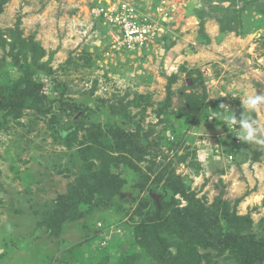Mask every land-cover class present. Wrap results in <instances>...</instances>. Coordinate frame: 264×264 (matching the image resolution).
Segmentation results:
<instances>
[{
	"label": "rangeland",
	"instance_id": "rangeland-1",
	"mask_svg": "<svg viewBox=\"0 0 264 264\" xmlns=\"http://www.w3.org/2000/svg\"><path fill=\"white\" fill-rule=\"evenodd\" d=\"M125 1L165 29L140 53L114 48L106 0H0V264H240L264 243V146L208 119L264 94V0ZM181 181L239 248L139 232L141 201L188 205Z\"/></svg>",
	"mask_w": 264,
	"mask_h": 264
},
{
	"label": "trees",
	"instance_id": "trees-1",
	"mask_svg": "<svg viewBox=\"0 0 264 264\" xmlns=\"http://www.w3.org/2000/svg\"><path fill=\"white\" fill-rule=\"evenodd\" d=\"M27 96L30 97L32 92L26 88ZM121 131V130H119ZM124 133V132H123ZM124 137H127L126 134H121ZM130 141H126L124 146L129 144ZM239 144V143H238ZM239 146V145H237ZM245 146L246 145H242ZM141 148V147H140ZM139 149V148H138ZM134 153V152H133ZM106 165V164H105ZM182 182V181H181ZM88 189V187H87ZM174 196L180 194L181 197H183L187 201V206L185 208H175L173 211L167 215V212L161 213L163 210H165L166 206L171 209L173 208V202L166 204L162 207V210L160 208H157L156 202H153V205L156 207L155 213L150 214L151 212L147 213V215H144L143 210L150 206L151 200L149 198L145 199L146 201H141V205L137 207L136 214L139 216H145V220L139 225V232H146L147 230L152 232L159 230H168L171 231L173 234H178L179 236H182L185 241V246L189 253H193L197 251L198 247L201 248H219V249H237L240 247V242L243 240L242 236L235 235V234H226V235H216L215 229H214V223L212 222V216L209 215L210 209L207 207L206 203L202 201V199H197L196 195L194 193H189L185 185L180 183L177 185V189H174ZM73 193H71V201H79L80 198H78L76 195H74V189L72 190ZM73 196H75L78 199H74ZM84 199V197H81ZM162 202V201H161ZM163 203V202H162ZM153 213V211H152ZM153 223V224H150ZM141 228V229H140ZM166 231V232H168ZM252 238L250 244H243L241 245V248L244 249L242 253V259L240 260V264H254V262L257 260L256 256L261 255L258 254V250H264V243L262 242H255ZM137 243V241H136ZM166 244V243H165ZM167 248L163 249L166 250ZM169 249V247H168ZM130 251L128 249H124L121 251L119 259L121 261L124 259V257H127L129 255ZM161 256L164 258V254L160 251ZM111 259L110 254H105L102 260H105L106 262ZM162 260V258L160 257ZM166 263H170L172 260L167 261L164 259ZM181 264L182 259H178L175 264Z\"/></svg>",
	"mask_w": 264,
	"mask_h": 264
},
{
	"label": "built area",
	"instance_id": "built-area-1",
	"mask_svg": "<svg viewBox=\"0 0 264 264\" xmlns=\"http://www.w3.org/2000/svg\"><path fill=\"white\" fill-rule=\"evenodd\" d=\"M106 3L108 8L102 10V13L106 15V26L112 28L114 48L118 51L140 53L164 34L165 29L159 21L149 15H142L128 1L106 0ZM233 159L230 156V160Z\"/></svg>",
	"mask_w": 264,
	"mask_h": 264
},
{
	"label": "clouds",
	"instance_id": "clouds-1",
	"mask_svg": "<svg viewBox=\"0 0 264 264\" xmlns=\"http://www.w3.org/2000/svg\"><path fill=\"white\" fill-rule=\"evenodd\" d=\"M241 104L243 112L240 119H237L234 110L223 103L220 105V110L214 111L208 119L222 121L229 131L235 129V136L246 144L264 146V124L251 115V113L259 114L261 107H264V94H245L241 97Z\"/></svg>",
	"mask_w": 264,
	"mask_h": 264
}]
</instances>
